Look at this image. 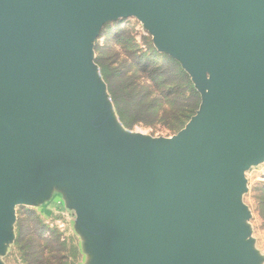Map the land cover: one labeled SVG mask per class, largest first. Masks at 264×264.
<instances>
[{
  "label": "water",
  "instance_id": "1",
  "mask_svg": "<svg viewBox=\"0 0 264 264\" xmlns=\"http://www.w3.org/2000/svg\"><path fill=\"white\" fill-rule=\"evenodd\" d=\"M135 16L205 89L162 141L114 136L91 41ZM264 159V0H0V243L47 174L73 182L101 264H250L239 201Z\"/></svg>",
  "mask_w": 264,
  "mask_h": 264
},
{
  "label": "rangeland",
  "instance_id": "2",
  "mask_svg": "<svg viewBox=\"0 0 264 264\" xmlns=\"http://www.w3.org/2000/svg\"><path fill=\"white\" fill-rule=\"evenodd\" d=\"M90 46L93 75L102 85L104 116L114 136L169 139L199 111L206 90L180 64L198 94L189 96L184 82L164 63L174 57L159 49L135 16L104 22ZM196 104L193 115L178 125L181 114ZM239 201L250 264H264V159L245 169ZM78 203L73 182L47 174L34 195L14 205L8 238L0 243V264H101L96 234L77 212Z\"/></svg>",
  "mask_w": 264,
  "mask_h": 264
},
{
  "label": "trees",
  "instance_id": "3",
  "mask_svg": "<svg viewBox=\"0 0 264 264\" xmlns=\"http://www.w3.org/2000/svg\"><path fill=\"white\" fill-rule=\"evenodd\" d=\"M164 63L173 72V75L179 77L181 81L184 82L185 87L188 89V94L190 97L198 96L196 90L194 89V85L191 82L189 74L184 71L178 61H176L174 58L166 57ZM197 106L198 105L196 104L195 106L188 107L186 111L179 117L177 124L181 125L186 122L193 115L194 110L197 108Z\"/></svg>",
  "mask_w": 264,
  "mask_h": 264
}]
</instances>
